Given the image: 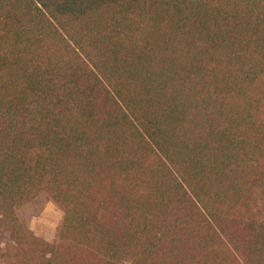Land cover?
Here are the masks:
<instances>
[{
    "label": "trees",
    "instance_id": "1",
    "mask_svg": "<svg viewBox=\"0 0 264 264\" xmlns=\"http://www.w3.org/2000/svg\"><path fill=\"white\" fill-rule=\"evenodd\" d=\"M0 264H264V0H0Z\"/></svg>",
    "mask_w": 264,
    "mask_h": 264
},
{
    "label": "rangeland",
    "instance_id": "2",
    "mask_svg": "<svg viewBox=\"0 0 264 264\" xmlns=\"http://www.w3.org/2000/svg\"><path fill=\"white\" fill-rule=\"evenodd\" d=\"M17 216L46 241L52 242L58 235L61 211L43 195L18 209Z\"/></svg>",
    "mask_w": 264,
    "mask_h": 264
}]
</instances>
